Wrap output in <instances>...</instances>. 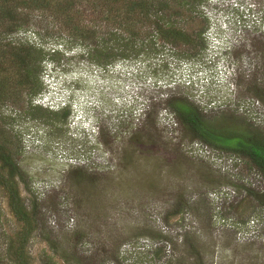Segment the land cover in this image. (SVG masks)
<instances>
[{
  "label": "rangeland",
  "instance_id": "1",
  "mask_svg": "<svg viewBox=\"0 0 264 264\" xmlns=\"http://www.w3.org/2000/svg\"><path fill=\"white\" fill-rule=\"evenodd\" d=\"M198 11L206 50L192 59L150 33L134 40L138 54L100 65L48 12L34 13L25 33L0 35L45 55L38 94L0 104L26 184L20 195L36 199L53 241L31 238L32 264H161V237L178 244L185 231L205 264H264V175L192 139L167 106L184 97L212 124L264 132V105L248 90L264 68V0H206ZM184 201L192 211L170 216ZM18 229L0 188V245Z\"/></svg>",
  "mask_w": 264,
  "mask_h": 264
},
{
  "label": "trees",
  "instance_id": "2",
  "mask_svg": "<svg viewBox=\"0 0 264 264\" xmlns=\"http://www.w3.org/2000/svg\"><path fill=\"white\" fill-rule=\"evenodd\" d=\"M205 1L0 0V35L8 37L25 33L34 20V13L48 12L70 27L73 37L84 45L86 57L100 65L138 54L142 46L136 51L134 40L151 36L150 33L177 51V56L192 59L206 50L204 36L208 25L198 11ZM97 23L100 25L96 26ZM112 39L117 45L115 48L107 46ZM4 41L0 38V104L24 94L37 95L35 80L45 55L25 41ZM152 45L154 47V43ZM152 49L154 54L159 52ZM248 90L264 105V68L262 78L250 79ZM167 106L192 139L214 150L241 157L264 175V132L259 127L247 122L240 131L219 127L210 123L201 110L184 97L169 99ZM61 115L65 118L67 112L63 110ZM225 120L222 117L221 121ZM5 130L0 127V188L19 229L3 239L0 264H32L27 249L31 238L39 234L45 242L52 244L53 241L45 235L41 207L36 199L32 198L27 205L20 195L19 182L26 184L18 167V151ZM246 193L248 198L256 196L249 189ZM184 202L171 209L170 216L186 215L192 211L191 206ZM192 235L185 231L180 236L179 245L176 236L161 237V245L155 248L154 255L163 259L161 264H186L185 261L187 264H205L196 237ZM178 246L183 250L178 251ZM65 264H82V260L65 259Z\"/></svg>",
  "mask_w": 264,
  "mask_h": 264
}]
</instances>
